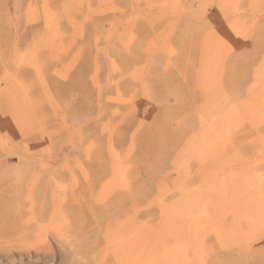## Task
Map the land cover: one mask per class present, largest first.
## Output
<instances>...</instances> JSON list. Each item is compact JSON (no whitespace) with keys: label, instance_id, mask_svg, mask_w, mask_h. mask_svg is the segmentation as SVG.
<instances>
[{"label":"rangeland","instance_id":"1","mask_svg":"<svg viewBox=\"0 0 264 264\" xmlns=\"http://www.w3.org/2000/svg\"><path fill=\"white\" fill-rule=\"evenodd\" d=\"M260 173L264 0H0V264H117L129 216L237 264L228 236L195 238L231 234Z\"/></svg>","mask_w":264,"mask_h":264},{"label":"bare ground","instance_id":"2","mask_svg":"<svg viewBox=\"0 0 264 264\" xmlns=\"http://www.w3.org/2000/svg\"><path fill=\"white\" fill-rule=\"evenodd\" d=\"M261 178V188L249 187L239 192L240 202L237 206L234 200L228 201V209L233 213L231 221V234H220L219 232L206 233L196 237L197 243L203 248L205 240L212 235L215 239L228 236L230 243L237 244L238 247L230 249L226 254H234L240 258L237 264H261L262 258L258 251H251L253 244L264 237V173L258 175ZM242 182V181H240ZM235 179V186L240 183ZM238 189V188H236ZM218 187L214 188L217 192ZM254 195H260L262 198L251 201ZM242 205V209L238 208ZM180 200L174 201L165 208L168 215L182 213L187 210ZM215 210V209H212ZM215 215V212L205 214L202 219L207 220ZM125 221L112 225L108 231L114 233V237L108 238L105 245H113L110 253L117 264H169L176 260H183L186 264H191L186 259L185 251L190 246L195 245L191 241V237L182 239L179 243H168V233L160 225V227L151 228L147 226L136 225L133 217L129 216ZM67 229V228H66ZM58 237L66 246L74 252L76 245L81 241V235L78 233L67 234V230L62 229L58 232ZM226 241V242H228ZM9 250V249H8ZM248 253V254H246ZM64 255V254H63ZM216 255L206 257L205 260L196 262L195 264H214ZM175 260V261H174Z\"/></svg>","mask_w":264,"mask_h":264}]
</instances>
